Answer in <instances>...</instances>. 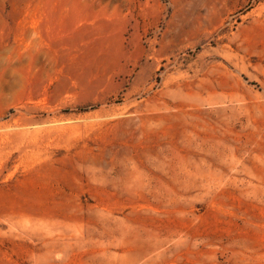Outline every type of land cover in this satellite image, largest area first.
<instances>
[{
	"label": "rangeland",
	"instance_id": "1",
	"mask_svg": "<svg viewBox=\"0 0 264 264\" xmlns=\"http://www.w3.org/2000/svg\"><path fill=\"white\" fill-rule=\"evenodd\" d=\"M0 264H264V0H0Z\"/></svg>",
	"mask_w": 264,
	"mask_h": 264
}]
</instances>
